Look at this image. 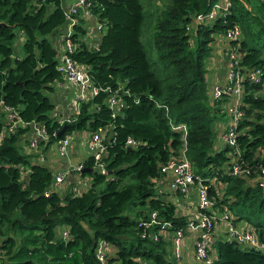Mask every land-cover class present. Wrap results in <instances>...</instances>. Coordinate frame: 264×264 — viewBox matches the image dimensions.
I'll list each match as a JSON object with an SVG mask.
<instances>
[{"label": "trees", "instance_id": "trees-1", "mask_svg": "<svg viewBox=\"0 0 264 264\" xmlns=\"http://www.w3.org/2000/svg\"><path fill=\"white\" fill-rule=\"evenodd\" d=\"M88 1L100 29L103 24L107 28L98 30L95 42V34L84 39L87 29L78 12L71 56L100 89L76 111L62 108L65 103L60 107L52 96L63 77L57 40L67 23L62 0H0V129L8 127L9 105L21 119L44 123L49 132L47 140L30 146L26 123L0 139V264H102L95 254L101 238L109 243L105 264H182L172 252L171 236L154 239L152 231L159 225L145 227L139 221L157 211L160 221L169 222V231L185 229L191 214L177 201L186 193L169 189L170 174L161 170L167 160L179 158L184 145L195 179L189 189L196 190L198 181L206 184L211 210L228 212L235 225L249 224L264 241V0H230L225 15L192 27V16L206 11L211 0H147L158 51L154 66L140 38L144 0ZM235 24L241 37L219 47H235L243 71L260 68L259 81L243 79L238 149L217 138L227 112L212 98L213 78L207 77L212 42ZM112 94H120L123 104L110 107ZM56 105L61 116L70 118L61 136L71 138L72 155H81L83 144L87 152L71 160L83 168L68 170L58 185L51 159L40 152L60 137L63 123L53 114ZM177 125L186 127L185 139ZM97 130L104 172L88 144ZM24 135L28 153L19 149ZM128 137L136 143L126 142ZM236 158L250 171L234 174ZM76 174L90 178L80 190L73 189ZM172 193L179 197L171 200ZM223 224L211 234L213 264H264V249L230 242ZM220 233L229 238H218Z\"/></svg>", "mask_w": 264, "mask_h": 264}, {"label": "built area", "instance_id": "built-area-1", "mask_svg": "<svg viewBox=\"0 0 264 264\" xmlns=\"http://www.w3.org/2000/svg\"><path fill=\"white\" fill-rule=\"evenodd\" d=\"M89 1L87 0H72L71 4L64 7V14L67 18V23L64 28L61 29L57 36L58 45L62 46L60 61L58 68L61 70L63 77L62 80L56 81V84L60 87H66L67 82L71 83L74 86L72 90V95L70 98V105L73 109L78 110L82 101L87 100L90 96L99 91V87L95 86L92 81L90 74L87 71V68L74 60L71 53L74 52L75 43L73 40L74 32V23L77 22V15L82 6L88 7ZM231 6L230 0H211L209 8L206 11H200L194 14L189 22L188 26H193L197 22H207L215 18L218 14L225 15ZM101 28L98 24V30ZM221 42H225L230 39H239L241 37V28L239 25L235 24L232 27L228 28L223 35H217ZM216 39V37H215ZM59 48V46H58ZM219 54L223 57V60H220L217 64L223 75L214 76L211 94L212 98L215 101L220 102L225 106L227 111V121L225 126L220 133V138L222 143L235 147L238 149L237 142V127L239 118L244 114L241 104L243 103V79L252 81H259L260 79V68H253L250 70L243 71L239 65V55L235 47L225 44L221 48ZM223 61V64H222ZM216 67V66H215ZM108 103L110 107H115L118 104L122 105V101L115 94L110 95L108 98ZM7 111V123L8 127H3L0 129V139L4 136L6 132L16 129L20 124L28 123L31 126L30 135L28 138L30 146H35L39 140H47L49 132L44 123H41L36 120L26 121L19 117L17 110L12 106H5ZM55 116L59 117V122L63 123L65 120L70 118L65 115L59 114V106L56 105L53 111ZM64 124V123H63ZM177 127H182L183 129V139H185L186 127L184 125H177ZM55 133V132H53ZM68 136H60L57 140L56 150L58 156L63 159L68 157V145L70 142ZM126 142L130 144H135L136 140L132 137H128ZM185 143V142H184ZM90 148L94 150V159L102 167V171H106L103 167V163L99 161L101 156V151L103 148L102 137L100 132L95 131L88 140ZM186 144V143H185ZM186 146L184 145L180 156L178 159L170 158L166 161L165 164L161 166V170L165 173L170 174L166 186L172 191L179 190L188 194L190 192V186L195 182L191 162L189 161L186 155ZM43 160L44 157L41 156ZM71 160L67 159L69 163ZM83 163H74L70 162L68 167L62 170H56L54 176V185L61 184L68 170H78L82 169ZM250 166L243 165L241 162H233L231 171L236 174L242 171L249 172ZM260 171L264 175V166H260ZM264 184V176L262 179ZM73 189H77V184H73ZM196 197L195 208L192 210V215L188 219V223L185 226V229L189 231L195 230L198 232L194 242V253L195 261L198 264H213V257L210 254V239L211 234L214 232L215 224L221 220L226 227L229 236L231 239H235L238 242L247 243L250 246H255L257 248L264 249V241L258 239L255 233L252 231V227L249 224H246L244 227H237L230 217L228 212H222L217 214L214 210H211L213 204L212 199L208 195V187L206 184L198 181L196 186ZM189 207V205H188ZM187 204H186V208ZM154 223H157L159 227L152 231V237L158 239L160 235L164 234L166 236H171L172 239V252L177 259H182L185 256L183 251L184 249V232L185 229L180 227L174 229L173 232L169 231L168 228H165L168 221H160L157 216V211H152L151 216L148 219H142L139 221V224L144 225L145 227L152 226ZM172 233V235H171ZM67 234V230H63V235ZM145 234V230L142 232V235ZM109 248V243L106 239H99L96 245V257L102 263L105 264V258L107 255V250Z\"/></svg>", "mask_w": 264, "mask_h": 264}, {"label": "rangeland", "instance_id": "rangeland-1", "mask_svg": "<svg viewBox=\"0 0 264 264\" xmlns=\"http://www.w3.org/2000/svg\"><path fill=\"white\" fill-rule=\"evenodd\" d=\"M146 1L147 0H144V13H145V17H144V22H143V24H142V27H141V34H140V38H141V40H142V43H143V45H144V48H145V51H146V54H147V57H148V59L150 60V62L152 63V66H154L156 63H155V61L157 60V58H158V51H157V49H156V47H155V45H154V43H153V33H154V30H155V28H154V21L153 20H151V14L149 13V10H148V6L146 5ZM33 2V1H32ZM71 2H72V0H62V5L63 6H68L69 4H71ZM53 8V5L51 4V5H49V9H52ZM79 14H80V17L82 18V20H81V22H82V24L86 27V29H87V33L83 36V38L84 39H87L88 38V36H91V33H89V31H93V32H95L94 34H96V33H102V32H104L105 30H106V28H107V26H106V24H103V26H102V29H100L99 30V32H98V24H97V22H96V15L94 14V13H92L86 6H82L81 8H80V10H79ZM78 17V16H77ZM211 58H214L215 56L214 55H212V56H210ZM210 57H207V58H209L207 61H209L210 60ZM212 64H211V66H216V68L214 69L215 71H214V74H212V72H211V70H212V68H208V72H207V77H208V80H211V78H213L214 79V76H222L223 75V73H222V71L219 69V68H217L218 67V65L215 63V58L214 59H212V62H211ZM210 66V67H211ZM208 67H209V65H208ZM212 75H214V76H212ZM213 79H212V81H213ZM52 96H54V97H56V99H57V95L55 94V93H52ZM118 98L120 97V94L117 96ZM57 100H59V99H57ZM70 102V101H69ZM58 103H59V101H58ZM62 103H65L64 102V100H63V102ZM70 105V104H69ZM68 105V106H69ZM60 106V105H59ZM61 107V106H60ZM62 108H64V107H62ZM117 108V107H116ZM64 109H66V108H64ZM67 109H69V108H67ZM74 110H76L77 111V109L76 108H74ZM61 113V112H60ZM29 135H30V132H28L27 134H26V138H29ZM25 138V135L23 136V138L21 139V145H20V147H19V149L22 151V152H30V150H29V146H27V141H25L24 142V139ZM76 140H78V136H76L75 138H74V142L76 141ZM77 142V141H76ZM76 142H75V144H76ZM26 145V146H25ZM40 147H43V145H41L40 144ZM40 152L42 153H45V154H47V150H43V148L40 150ZM44 154V155H45ZM85 155L87 154V152H85L84 153ZM187 155V154H186ZM188 157V156H187ZM239 157V156H238ZM189 159V158H188ZM190 161V160H189ZM237 161H239L240 162V159H235L234 160V162H237ZM192 166V165H191ZM52 168V167H51ZM53 169V168H52ZM68 180V179H67ZM90 180V178L89 177H84V176H79L78 177V174H76V176L74 177V182L77 184V188H78V190H80L81 188H83V187H85L86 186V184H85V182L86 181H89ZM71 183V182H70ZM194 190V188H192V189H190V194L192 193V191ZM175 199V198H174ZM139 207H141V208H148V206L146 205V204H140V205H138ZM180 207V206H179ZM149 211V210H148ZM131 216L132 217H136L137 216V214H134V212H132V214H131ZM220 224H223V222H221V220L220 221H218V223H216L215 224V230H214V233L215 232H217V229L219 228V226H220ZM236 226H238V225H236ZM218 238H221V239H228L229 237H228V235L226 234V233H220L219 234V236H218ZM247 243H242V242H240V244H239V246L241 247V248H245V247H247Z\"/></svg>", "mask_w": 264, "mask_h": 264}, {"label": "crops", "instance_id": "crops-1", "mask_svg": "<svg viewBox=\"0 0 264 264\" xmlns=\"http://www.w3.org/2000/svg\"><path fill=\"white\" fill-rule=\"evenodd\" d=\"M89 33H91V35H93L95 32L89 31ZM96 36H97V33L92 38V40H91L92 42H95V37ZM220 43H221L220 39H215L212 42V51H211V55L210 56H212V55L215 56L214 58H215V63L216 64H218L219 61L221 60V58H220L221 56L219 54V51L225 45V44H222L219 47V44ZM58 46H59V48H58L59 52H60V50L62 52V46H60V45H58ZM60 57H61V53H60ZM214 58H211L210 57V60L207 61V67L209 65L208 68H212V70H211L212 74H214V71H215L214 69L216 68L214 65L211 66L212 59H214ZM222 64H223V61H222ZM55 86H56V88H55V90H54L53 93H55L57 95V99H59L58 100L59 101V105L64 100V102L66 104V106L64 108H66L68 106V101H70V98H71V95H72V90L74 89V86L71 83H69V82H67V86L66 87H60L57 84H55ZM221 105H223V104H221ZM224 108H225V106H224ZM225 110H226V108H225ZM226 117H227V115H226ZM217 138L220 139V133L217 135ZM73 143H75L74 140L71 142V145ZM82 146H83V149H85V144H83ZM83 149H82V153H81L82 156H83V153L85 152V151H83ZM47 151H48L47 152V156L49 157V159H51V165H52V167L54 166V169L55 170H57L59 168H65L67 166L66 164L68 163L67 162V159H70L72 161H78V159H80V157H81V155H80V152L81 151H79V154L77 152V155L78 156H76V155L73 156L72 155L73 149L69 147L67 159L66 158L61 159L58 156V153H57V150H56V142L51 143L48 146ZM166 184H167V181L165 182V185ZM173 192H175V191H173ZM177 196L178 195H174L172 193V194H170L169 198L171 200H173L174 198L176 199ZM195 196H196V193H195V188H194V190L192 191L191 194H190V192L188 194H185V197L186 198H181V199H179L177 201V203L179 204L180 208H184V211H186L185 213H187L188 215L189 214L192 215V212L191 211L194 210V208H195V202H196ZM186 204H187V207L189 205L188 208H186ZM223 225H225V224H223ZM245 225L246 224L243 223L241 225H238L237 227H244ZM195 232H196L195 230L189 231V229H185V232H184V241H185V243H184V250H186L187 252L185 253V256L181 259V263L182 264H196V261L194 259L195 253H194V242H193V238H194ZM251 247H253V246H251ZM254 248H255V246H254Z\"/></svg>", "mask_w": 264, "mask_h": 264}, {"label": "water", "instance_id": "water-1", "mask_svg": "<svg viewBox=\"0 0 264 264\" xmlns=\"http://www.w3.org/2000/svg\"><path fill=\"white\" fill-rule=\"evenodd\" d=\"M86 1H87V0H85V3H86ZM98 21H101V18H99ZM0 24H4V22H3V21H0ZM65 128H66V124H63V126L58 130V132H57V136H61V134L64 132ZM106 141H107V140H105V142H106ZM230 242H232V243H234V244H237V243H238V241L235 240V239H230ZM251 249H254V247H251Z\"/></svg>", "mask_w": 264, "mask_h": 264}]
</instances>
